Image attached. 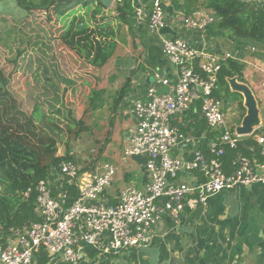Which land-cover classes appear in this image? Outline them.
Masks as SVG:
<instances>
[{
	"label": "built area",
	"instance_id": "1",
	"mask_svg": "<svg viewBox=\"0 0 264 264\" xmlns=\"http://www.w3.org/2000/svg\"><path fill=\"white\" fill-rule=\"evenodd\" d=\"M249 1L264 4V0ZM165 20L163 0L139 3L134 9L135 23L145 24L151 33L159 34L167 27ZM171 21L184 34L205 33L216 18L206 12L191 16L179 12ZM161 46L162 55L176 70L175 84L155 73L157 88L148 86L127 99L135 122L127 130L123 156L146 161L144 187L124 185L109 198L106 193L116 176L112 164H94L87 171L73 161H62L22 193L25 199L35 194L38 221L10 229L0 241V264H33L42 255L49 264H55V258L78 264L88 251L97 258L112 259L123 251L147 248L162 222L179 227L183 213L204 208L219 193L264 184V138L257 140L262 161L244 156L238 149L241 137L226 128L223 102L212 96L222 63L235 60L239 49L216 55L205 44L200 50L191 47L183 37L163 38ZM159 87H166L167 93L159 94ZM197 102L208 131L217 134L207 140V154L198 139L173 124ZM180 145L192 149L189 158L172 155ZM226 149L235 152L230 173L223 170ZM187 175L185 181L182 177Z\"/></svg>",
	"mask_w": 264,
	"mask_h": 264
},
{
	"label": "crops",
	"instance_id": "2",
	"mask_svg": "<svg viewBox=\"0 0 264 264\" xmlns=\"http://www.w3.org/2000/svg\"><path fill=\"white\" fill-rule=\"evenodd\" d=\"M163 4L164 7H168L170 2L163 0ZM175 14L174 11H165V21L170 29V33L166 35L151 33L145 24V28H142L141 25L132 22L131 25L136 24L134 31L140 34L138 37L140 46L136 48L137 50L133 48V55L123 61L122 73L126 75L123 84L113 87L111 82L115 78H112L114 80L108 79L107 85L93 91L95 93L92 97L95 100L93 105L98 106L96 108L91 106L92 109L97 110L106 106L110 117V129L106 133L109 143L119 141L123 150L127 146V130L135 122L132 106L127 101L130 95L135 97L148 86L156 85L155 73L167 79L171 85L175 84L176 70L162 55L161 41L163 38L183 37L191 47L200 50L202 44H205L207 51L216 55L233 54L239 49L235 60L244 65L243 83L251 90L256 100L259 118V124L253 129L252 134L240 138L239 145L243 146L246 153L240 151L252 161H262L257 140L260 137L264 138V49L249 46L240 49L228 39L208 36L206 31L184 34L171 24ZM124 86L125 92L120 98ZM162 88L159 87L158 91ZM223 108L226 128L234 132L235 128L240 126L245 110L239 108L232 110L230 104L223 105ZM173 124L183 133L198 139L204 154L207 140L217 136L216 133L208 131L201 116L200 102L195 103L187 113L178 115ZM202 137H205V140H202ZM191 151L190 147L180 145L172 155L187 159ZM121 153L123 154V151ZM234 157L235 152L227 149L222 159L225 173L232 171ZM133 162L135 165L126 171L122 169L123 172H127L123 180H121L123 175L116 172L114 182L106 193L109 198L124 185H132L139 190L144 187L146 184L144 166ZM193 176L200 180L198 173H194ZM182 178L188 181L189 175ZM230 194H234L238 204L237 212L232 214L230 208L225 205ZM153 235L148 248L158 250V264H264V184L238 186L229 192L219 193L211 197L204 208L183 213L179 227L175 228L168 222H162ZM54 263L70 264L59 258H55ZM33 264H49L48 257L42 255L38 259L35 258ZM78 264H149V257L141 250L123 251L108 260L89 253Z\"/></svg>",
	"mask_w": 264,
	"mask_h": 264
},
{
	"label": "rangeland",
	"instance_id": "3",
	"mask_svg": "<svg viewBox=\"0 0 264 264\" xmlns=\"http://www.w3.org/2000/svg\"><path fill=\"white\" fill-rule=\"evenodd\" d=\"M19 1L0 0V70L8 80L7 88L24 112L36 110L41 128L54 132H50L52 136L60 131L58 157L67 154L87 171L91 165L111 163L123 180L127 172L122 169L126 171L135 164L130 158L123 159L119 141L109 143L106 106L93 110L91 96L107 85L108 79L115 78L113 87L123 84V61L140 46V34L134 31L136 24L121 26L115 20L118 0H111L107 8L101 6L100 0H71L72 4L54 0L45 10L37 8L28 13ZM24 1L34 8L41 0ZM77 17L83 18L87 33L69 43L72 35L65 38L66 32ZM109 30L112 38L106 35ZM110 38L117 42L113 55L96 68L93 62L99 53L97 46L105 50ZM230 107L238 108L235 103Z\"/></svg>",
	"mask_w": 264,
	"mask_h": 264
},
{
	"label": "trees",
	"instance_id": "4",
	"mask_svg": "<svg viewBox=\"0 0 264 264\" xmlns=\"http://www.w3.org/2000/svg\"><path fill=\"white\" fill-rule=\"evenodd\" d=\"M54 0H41L38 7L26 5L24 0L18 2L26 12L40 8L45 10ZM61 4H72L71 0H58ZM153 0H118L116 2V21L121 26H130L134 21V9L141 4L149 5ZM170 5L164 11H174L191 16L197 12L211 13L216 22L210 25L206 33L208 36L221 37L230 40L240 49L245 47L264 49V7H259L249 0H169ZM198 8H197V6ZM80 7V4H78ZM89 9L88 6H84ZM101 6L97 9L101 10ZM74 19L68 27L66 37L72 35L69 43L86 35L85 22L82 17ZM106 35L113 37L109 30ZM74 36V37H73ZM110 38V39H111ZM106 49L97 46L99 53L95 55L93 66L99 68L105 60L112 57L117 42L111 39L106 43ZM101 54L103 57H100ZM101 61H98V58ZM244 65L236 60H226L222 63L217 76L216 90L212 96L224 105L235 103L239 109L242 97L229 90L227 79L236 78L243 83L242 72ZM8 80L0 70V240H4L10 229L37 222L35 215V194L28 199L22 193L33 188L35 184L45 179L51 169L57 168L62 161H73L69 155L57 156V137L38 125L36 110L27 114L20 103L7 88ZM126 86V84H125ZM120 92V98L125 88ZM92 93L91 97H94ZM91 102L95 100L91 98ZM98 105H93L96 108ZM227 150V149H226ZM239 150L243 146L239 145ZM100 151V150H99ZM226 153V151H225ZM207 154V152H206Z\"/></svg>",
	"mask_w": 264,
	"mask_h": 264
},
{
	"label": "water",
	"instance_id": "5",
	"mask_svg": "<svg viewBox=\"0 0 264 264\" xmlns=\"http://www.w3.org/2000/svg\"><path fill=\"white\" fill-rule=\"evenodd\" d=\"M110 2L111 0H100V4L104 8L109 7ZM169 33L170 29L168 27H164L159 31L160 35H166ZM227 83L231 92L241 95L242 105L245 110V115L242 118L241 124L240 126L235 128L234 132L239 137L249 136L252 134L253 129L259 124L256 100L251 90L244 83L238 82L236 78L227 79ZM199 91L202 92L201 89ZM158 93L166 94L167 88L163 87L158 91ZM131 159L141 166H144L146 164V161L139 156H133ZM225 205L230 208L231 214L237 212L238 204L234 194H230L227 196ZM141 252L149 257V264H158L159 253L157 249L147 247L142 248Z\"/></svg>",
	"mask_w": 264,
	"mask_h": 264
}]
</instances>
